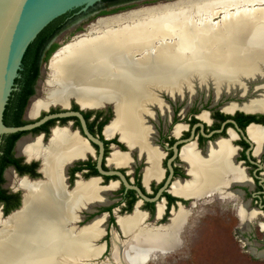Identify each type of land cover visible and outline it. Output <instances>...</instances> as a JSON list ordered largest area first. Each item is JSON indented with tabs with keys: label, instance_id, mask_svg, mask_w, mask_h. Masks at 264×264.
Instances as JSON below:
<instances>
[{
	"label": "flooded vegetation",
	"instance_id": "1",
	"mask_svg": "<svg viewBox=\"0 0 264 264\" xmlns=\"http://www.w3.org/2000/svg\"><path fill=\"white\" fill-rule=\"evenodd\" d=\"M137 1L149 0H101L93 18L103 15L107 8L130 6ZM83 14L75 9L66 21L71 23ZM65 28L42 43L29 69L15 82L10 113L24 125L53 113L77 111L89 135L76 115L49 118L18 134H3L0 213L4 216L21 205V180L30 184L48 181L45 149L61 133L67 146L57 168L62 191L67 194L78 184H93L97 192V200L86 198L74 208L69 225L79 229L96 221L102 233L91 241L104 243L98 261L109 256L113 232L124 241L119 220L138 213L137 226L155 231L170 225L182 211L177 242H194L197 238L201 242H240L251 264H264V105L259 109L242 106L256 96L255 88L251 97H219L212 91L214 97L165 85L149 91L142 84L143 96L150 93L152 100L147 99L141 110L133 111L137 125L134 143L125 139L121 130L111 127L117 117L113 97H104L101 102L107 101L102 106H83L76 99L81 106L71 100L67 107L45 109L47 105L32 114L42 67L47 66L58 47L56 38ZM141 50L144 53L139 51L138 57L145 54V59L153 61L151 48ZM133 58L135 54L120 57V63ZM44 83L48 91L46 79ZM21 141L38 143L40 151L31 154L21 149ZM73 142L80 144L76 154L69 151Z\"/></svg>",
	"mask_w": 264,
	"mask_h": 264
},
{
	"label": "bare ground",
	"instance_id": "2",
	"mask_svg": "<svg viewBox=\"0 0 264 264\" xmlns=\"http://www.w3.org/2000/svg\"><path fill=\"white\" fill-rule=\"evenodd\" d=\"M216 17L219 20L213 23ZM228 21L232 24L227 27ZM186 28L194 30L195 45L207 47V56L190 58L189 52L176 45L178 33ZM89 30L90 34L74 37L53 54L45 78L47 96L33 100L32 114L51 102L63 104L68 95L83 106L113 97L117 117L111 127L134 143L137 125L133 114L152 96H143L142 84L149 91L165 85L174 90L185 88L190 94L200 88L216 96L245 95L249 82L264 77V0H174L100 18ZM146 46L152 49L153 61L145 59V54L138 57ZM178 50L183 52L181 57L171 55ZM129 54L136 58L120 63V57ZM214 67L226 73L219 80L206 69ZM68 83L73 88L68 89ZM254 88L256 96L243 107H263L264 84ZM63 137L57 133L45 149L48 181L30 184L21 180L23 206L5 219L0 217V264H145L157 253L179 245L177 222L182 211L170 225L155 231L137 226L139 214L135 213L119 220L124 241L113 232L109 256L98 261L104 243L91 241L102 233L96 221L79 229L69 225L82 200L98 197L93 184H78L67 194L62 191L57 168L67 150ZM20 148L31 154L40 151L36 142L21 141ZM69 148L72 154L81 149L79 142ZM155 251L160 252L146 258Z\"/></svg>",
	"mask_w": 264,
	"mask_h": 264
},
{
	"label": "water",
	"instance_id": "3",
	"mask_svg": "<svg viewBox=\"0 0 264 264\" xmlns=\"http://www.w3.org/2000/svg\"><path fill=\"white\" fill-rule=\"evenodd\" d=\"M100 1L101 0H0V138L3 134H10L18 131H25L28 129L35 128L41 125L49 118L63 117L69 115L78 116L85 132L88 134L84 119L82 115L77 111H64L60 113H53L50 115H46L33 123L18 126L6 125L3 122V112L10 97V94L14 89L15 79L18 77V71L21 69L22 57L30 42L33 41L37 34L55 18L75 9H80L81 11H84ZM168 2L171 1L159 3ZM156 4L158 3H149L141 7L152 6ZM132 9H128L120 13H124ZM115 14L119 13L104 14L95 17V21L91 22L85 31H82L72 36L71 39L68 41H71L74 37L77 36H85L86 34H90L89 27L94 24L98 19ZM60 47L61 46L57 47L48 58L46 66L47 69L49 67V61L51 57ZM261 84H264V77L248 83L249 89ZM195 91L196 94L204 93L205 95H209L210 92V90L203 91L199 88H196ZM252 93L253 90L249 94L247 93L241 97H245L247 95L251 97ZM159 94H165L169 96V94L165 91H160ZM220 96H240V94H222ZM71 100H75L77 103H79L76 98L68 95L66 96L65 102L63 104L57 101L51 102L45 109H48L49 106L67 107ZM106 101L107 100H104L103 102L97 105L91 106H102ZM110 101L112 102V100ZM22 203L23 198L21 205L18 208L12 210L4 216L2 213H0L1 217L3 219L7 218L13 212L19 210L22 206ZM181 244L182 242H179L178 246L162 254H167L178 249ZM87 263L92 264V262H86L83 264Z\"/></svg>",
	"mask_w": 264,
	"mask_h": 264
},
{
	"label": "rangeland",
	"instance_id": "4",
	"mask_svg": "<svg viewBox=\"0 0 264 264\" xmlns=\"http://www.w3.org/2000/svg\"><path fill=\"white\" fill-rule=\"evenodd\" d=\"M166 1H173V0H149L143 2L139 1L136 2L135 4H131L130 6H124L115 9L107 8V10L105 9V11L108 13L105 14L120 13L128 9L144 6L145 4L159 3ZM99 3L101 2H98L93 6L84 10V14L82 16L77 17L74 21L70 23V25H68L67 28H65L57 36L56 39L58 41V47L66 43L68 40H70L72 36L82 31H85L88 28L89 24L95 21V18L93 17L96 15V13L94 11H96L99 7H101V4L99 5ZM248 7L250 8L258 7V5L248 6ZM218 17L213 18L211 21L213 23L214 22L216 23L219 20ZM231 24L232 23L228 21L227 27ZM178 37L180 39H178L176 45L178 47H183L182 49H185V52H189L190 55L188 57L190 58L194 57L197 59L198 57L207 56V54H209L206 46L199 47L195 45L196 34L193 29L192 30L188 28L184 29L183 31L178 33ZM178 51L176 54L172 52L170 53L172 56H176L177 58H179L183 55V52L182 50L179 52ZM206 69L209 70V73L212 74L217 80H219L218 77L220 78L221 75L226 74L225 71H223V69H217L216 67L210 69L206 68ZM47 74H48V69L46 66H43L41 76L36 86L37 91L35 95L38 98H45L44 96H46L47 85L46 83H44V79L46 78ZM73 86L74 84L71 85V83H68L66 87L68 89H71L73 88ZM252 89L253 88L249 89L248 92L250 93ZM211 91L212 90H210L209 95H212ZM199 94H204V93H199ZM198 240L199 238H197V240L194 242H182L181 246L178 249L169 252L167 254L157 253L155 256L151 257V255H153L154 253L160 251H155L152 253L150 252V254H148L146 258L147 259H149V257L151 258L149 261L147 260L148 262L145 261V264H251L249 262V259L246 257L248 256V253L243 251L241 245H238L240 242H201ZM106 256L107 254H105V257ZM103 259L104 257L101 258V260Z\"/></svg>",
	"mask_w": 264,
	"mask_h": 264
},
{
	"label": "trees",
	"instance_id": "5",
	"mask_svg": "<svg viewBox=\"0 0 264 264\" xmlns=\"http://www.w3.org/2000/svg\"><path fill=\"white\" fill-rule=\"evenodd\" d=\"M103 1H107V2L113 3V2H117V1H121V0H103ZM72 11H69V12H67V13H65V14L57 17V18H55L53 21H51L48 25H46L37 34V36L34 38L33 41L30 42V44L26 48V51H25V53H24V55L22 57L21 69L18 71V77L15 79V82L19 80L20 75H24L26 73L27 69H29V65L31 63V59L35 55V53L38 52L39 48L42 46V43L45 40H48V38H51L53 35H55L57 32H59L62 28H65L70 23V22L66 21V17ZM102 13L105 14V13H108V12L104 11ZM56 46L57 45H55L52 49H54ZM32 92H33V90L30 91V93H32ZM12 93H13V90H12V92L10 94V97L8 99V102H7V104L5 106V109H4V112H3V122L6 125L18 126V125H21L22 122L17 121L15 118L12 117V115L10 113V104H9V102H10V98H11ZM18 133H20V132H17V133H14V134H18Z\"/></svg>",
	"mask_w": 264,
	"mask_h": 264
}]
</instances>
